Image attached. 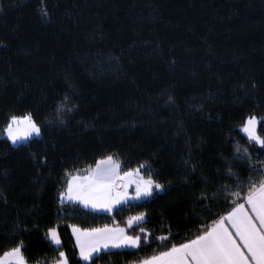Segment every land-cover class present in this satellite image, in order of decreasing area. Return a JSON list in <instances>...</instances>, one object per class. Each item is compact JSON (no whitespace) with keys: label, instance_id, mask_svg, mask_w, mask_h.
I'll use <instances>...</instances> for the list:
<instances>
[{"label":"trees","instance_id":"16d2710c","mask_svg":"<svg viewBox=\"0 0 264 264\" xmlns=\"http://www.w3.org/2000/svg\"><path fill=\"white\" fill-rule=\"evenodd\" d=\"M66 94L77 111L61 123ZM25 114L43 134L16 146L0 137V254L23 241L27 264L54 262L48 227L70 264H133L191 239L234 207L218 188L243 196L264 178V149L241 131L255 115L264 137V0H0V134ZM245 148L251 159L237 158ZM108 154L121 172L145 164L165 191L110 214L58 202L65 169L86 174ZM201 186L202 205L191 196ZM139 212L146 220L127 227ZM70 224L143 227L150 239L82 263Z\"/></svg>","mask_w":264,"mask_h":264},{"label":"snow or ice","instance_id":"6c2138e0","mask_svg":"<svg viewBox=\"0 0 264 264\" xmlns=\"http://www.w3.org/2000/svg\"><path fill=\"white\" fill-rule=\"evenodd\" d=\"M43 16H47L46 9L41 10ZM240 88L246 89V85L241 83ZM251 87H257L255 80ZM171 100V97H169ZM56 118L63 123L66 116L74 115L77 111V104L67 94L57 102ZM88 122H84V127H89ZM242 131L247 134L248 139L264 149V137L257 134V117L249 115L245 118ZM9 141L16 144L22 138H27L32 134L42 137L43 129L41 125L33 119L31 114L23 116L12 115L4 129ZM240 153L239 147L235 149ZM237 158L251 159L248 148L243 150V155ZM46 165L47 157H34ZM191 162L185 160L187 166ZM145 164L139 165L136 169L120 171V163L113 155H104L95 161V166H88L81 174L77 169L76 174H72L65 169L66 182L62 185V190L57 194L58 202H76L85 208L92 210H104L113 212L116 205L125 201L128 197L127 188L135 185V198L148 197L154 191H165L164 184L157 176L149 173L143 174ZM193 172L195 165H192ZM255 171V169H252ZM230 178L235 175L231 173ZM187 178V177H186ZM238 178V177H237ZM171 183V181H169ZM235 187L240 188V185ZM123 189V191H122ZM217 192H226L235 199L234 207L230 211L221 215L209 226H202L201 230L193 238L187 239L182 243H173L171 247L162 245L165 250L158 255L140 261V264H264V178L259 181V186L252 183L248 187L246 195H241V191H232L231 187L225 186L218 188ZM193 202L203 204L204 200L209 199V190L201 186L199 189H191ZM250 209V211H249ZM206 210V209H205ZM146 214L139 212L128 218V226L143 223ZM33 227H38L34 225ZM72 234L75 237L76 247L79 249V256L82 260H90L93 253H97L101 248H138L142 242H149V234L143 227L140 234L130 235L124 228H113L108 224L97 227H80L70 224ZM19 228V225H17ZM47 240L56 246H61V238L55 227H48L45 233ZM160 241L168 239L167 236L157 237ZM58 257L53 264H70L65 251L59 247ZM0 264H27L23 241L14 242V246L0 254Z\"/></svg>","mask_w":264,"mask_h":264},{"label":"crops","instance_id":"0c3cea01","mask_svg":"<svg viewBox=\"0 0 264 264\" xmlns=\"http://www.w3.org/2000/svg\"><path fill=\"white\" fill-rule=\"evenodd\" d=\"M95 166V165H94ZM76 174V173H75ZM123 190V189H122ZM64 204H76V205H78V206H80L82 209H84V210H87V211H92V212H96V213H105V214H110L109 212H106V211H104V210H92V209H90V208H85L83 205H81V204H79V203H76V202H71V203H68V202H65ZM122 205H124V202L122 201L120 204H118V205H116V209L118 208V207H120V206H122ZM230 211V210H229ZM249 211H250V209H249ZM112 213V212H111ZM111 227H113V228H116V227H121V226H116V225H110ZM126 226L127 227H129L127 224H126ZM121 228H124V227H121ZM125 229V228H124ZM125 231H126V229H125ZM69 232H70V235H71V237H72V239H73V242H74V246L76 247V242H75V237L73 236V234H72V230H71V228H69ZM50 243H51V241H50ZM52 244V243H51ZM54 247H59V246H56V245H54V244H52ZM123 249H131V248H127V247H125V248H112V247H109V248H107V249H104V248H101V250L99 251V252H97V253H93V255H92V258L95 256V255H97L98 253H100V252H106V251H113V250H123ZM132 249H134V248H132ZM76 252H77V256H78V258H79V260L82 262V263H87L88 261H90V260H87V261H85V260H82L81 258H80V256H79V249L76 247ZM49 264H53V262L52 263H49ZM133 264H140V262H137V263H133Z\"/></svg>","mask_w":264,"mask_h":264},{"label":"rangeland","instance_id":"374dc122","mask_svg":"<svg viewBox=\"0 0 264 264\" xmlns=\"http://www.w3.org/2000/svg\"><path fill=\"white\" fill-rule=\"evenodd\" d=\"M257 123H258V119H257ZM241 131H242V129H241ZM242 133L248 138V136H247V134L246 133H244L243 131H242ZM3 137V138H5V139H7L8 140V138H7V135H6V133L5 132H3V134L1 135L0 134V137ZM38 136H36L35 134H32L31 136H29V137H27V138H22L21 140H19L16 144H13L11 141H9V143L12 145V146H16V145H18V144H22V143H26L27 141H29L30 139H32V138H37ZM252 142V141H251ZM254 143V142H253ZM260 146V145H259ZM240 153H241V150H240ZM123 191V190H122ZM127 193H128V197H127V199L125 200V201H123L124 202V204H130V203H137V202H140L141 200H146V199H148V198H150L151 196H148V197H141V198H139V199H136L135 198V191H136V189H135V185L133 184V185H129V187L127 188ZM155 192H160V191H154V193ZM153 193V194H154ZM128 219L126 220V224L128 225ZM137 224H134L133 226H136ZM75 249H76V247H75ZM132 249V248H131ZM158 255V254H157Z\"/></svg>","mask_w":264,"mask_h":264}]
</instances>
